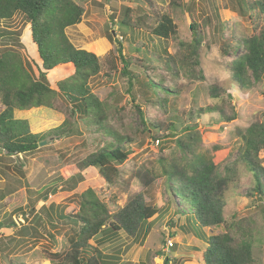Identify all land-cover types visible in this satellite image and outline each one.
<instances>
[{
	"label": "rangeland",
	"instance_id": "rangeland-1",
	"mask_svg": "<svg viewBox=\"0 0 264 264\" xmlns=\"http://www.w3.org/2000/svg\"><path fill=\"white\" fill-rule=\"evenodd\" d=\"M74 1L83 5L86 11L82 23L67 30L77 48L92 52L101 60L111 54L118 56L120 44L126 58L141 60L146 54L150 60L158 59V53L166 48L181 69V80L175 87H182L179 96L170 94L168 111L189 120L192 109L216 103L208 94L212 85L228 83L239 118L227 124L216 113L204 114L199 120L193 118L200 133L194 141L181 137L180 133L155 141L149 125V132L140 133L143 126L138 111H143L148 119L164 111L146 103L148 96L140 85L132 86L121 73L104 71L90 81L93 93L103 101L117 99L126 120L133 128H139L136 141L128 146L127 162L118 167L120 178L114 186H108L95 168L83 172L82 178L69 173L68 169L95 151L99 143L98 135H90L79 121L76 128L82 136L50 137L32 154L0 155V196H4L0 202V224L5 225L0 228V264H50L47 259L50 253L67 250L79 233L73 217L80 207L79 193L84 183L97 192L121 227L108 240H105L106 235L103 239H94L89 250L82 254L84 264L90 257H96L102 264H166L167 260L169 264H204L202 256L208 236L223 233L225 224L204 230L199 224V228L190 226L184 217L175 214L186 207L182 197L175 192L185 185L192 170H185L188 174H177L170 182L168 177L171 176L163 172L162 159L167 168L198 162L214 167L209 175L214 205L222 210L227 223L234 217H256L260 233L255 243V257L257 264H264V202L256 194H250L254 188L253 177L242 158L240 136L254 121L255 115L264 111V79L259 83L250 79L245 85H234L227 64L236 56H224L223 52L230 33L249 38L257 24L261 26L264 22L260 19L252 21L250 15H246L245 7L241 9L239 0H182L183 7L172 14L177 35L165 41L146 30L122 28L119 23L126 8L134 9L138 16L147 14L156 19L168 11L171 0H151L153 8L147 0ZM192 21L201 31L199 67L192 55ZM0 30L16 34L7 35L0 41V54L6 49L18 50L27 65L32 63L33 73L38 77L36 65L41 63L25 16L17 14L10 21H2ZM13 36L20 39L19 44ZM136 67L132 66L129 71L141 72ZM68 74L66 70L50 73V85L54 86V82ZM140 80L141 84L145 81L144 77ZM44 109L17 112L15 118L28 120L32 133L46 134L60 126L65 117ZM0 110H4L1 95ZM180 139L190 142V154L181 150ZM261 159L264 166V153ZM145 204L154 205L159 212L149 221L150 231L139 237L137 216H131L134 223L129 224L132 227L129 229L121 215L133 206L138 208ZM13 223L18 226L7 228Z\"/></svg>",
	"mask_w": 264,
	"mask_h": 264
},
{
	"label": "trees",
	"instance_id": "trees-1",
	"mask_svg": "<svg viewBox=\"0 0 264 264\" xmlns=\"http://www.w3.org/2000/svg\"><path fill=\"white\" fill-rule=\"evenodd\" d=\"M147 1L153 8V2ZM182 3V0H171L168 11L156 19L147 14L138 16L134 9L126 8L119 24L122 28L132 31L146 30L152 36L170 40L177 35V26L172 14L183 7ZM239 4L241 9L245 7V13L250 15L252 21L260 19L264 22V0H239ZM17 14L24 15L30 24L32 43L36 47L41 64H35L39 71V76L35 77L32 63L28 61V66L18 50L6 49L0 54V95L4 106V110H0L2 156L19 157L32 154L50 137L82 136L80 129L76 128L79 121L86 126L90 135H98L99 143L95 151L70 167L69 173L82 178L83 172L95 168L106 185L114 186L120 178L118 167L127 162L130 153L128 146L136 141L139 128H133L126 120L117 99L103 101L93 93L90 81L104 71H107V74L121 73L128 78L132 86L137 83L148 96L146 103L158 106L164 111L163 114L149 119L143 111H138L143 126L140 133L152 129L155 141L175 133H180L181 137L190 142L194 141L200 133L199 125L193 122V118L199 120L204 114L216 113L221 121L227 124H232L239 118L228 83L212 85L208 94L216 103L206 108L192 109L189 120L179 117L172 110L168 111L172 99L170 94L179 96L182 87H175V83L181 80V69L176 58L166 48L158 53V59L152 60L148 58V54L144 60L126 58L120 43L118 56L111 54L105 60H101L92 52L77 48L69 38L67 30L80 25L86 11L83 5L74 0H0V23L12 20ZM191 30L194 33L192 55L195 65L199 67L201 31L194 21L191 23ZM7 35L12 37L16 34L0 30V41ZM109 36L112 38V34ZM14 41L20 43L18 37H14ZM141 47H138V51ZM239 51L243 52L239 54ZM223 52L224 56H236L227 64L234 85H245L250 79L255 83L261 82L264 79V24H257L249 38L230 33ZM132 66H137L141 72H130ZM60 70H66L69 74L54 82V86L50 85L48 75ZM141 77L145 80L142 84ZM166 85L169 87L165 88ZM150 95L155 98L152 99ZM44 108L65 117L60 126L46 134L32 133L28 120L15 118L17 112H40L45 110ZM240 136L243 143L242 158L253 177L254 188L250 194H256L264 202V166L261 159L264 153V111L255 115L254 121ZM190 142L186 143L182 139L178 141L181 150L186 154H190L192 150ZM164 160L161 162L163 172L171 176L168 177L170 182L177 174H188L185 170H192V175L188 177L185 185L176 192L174 190L186 204V207L175 214L184 217L190 226L199 228L201 225L204 230L225 224L223 233L208 236L207 247L202 256L204 264H257L254 249L260 233L258 220L255 216H247L241 219L234 217L229 223L225 221L222 210L214 205L212 199L213 187L210 186L209 175L214 171V167L198 162L176 164L167 168ZM2 199L4 196L1 195L0 202ZM79 199L80 207L73 217L79 226L77 238L64 252L50 253L47 257L50 264H84L82 254L89 250L94 239H103V235H106L105 240H108L121 230L118 222L113 220L114 215L109 207L87 183L83 184ZM158 212L159 209L154 205L145 204L125 210L121 218L127 222L128 228L132 229L129 225L134 223L131 216H137L138 235L141 237L150 231L149 221ZM3 226L5 225L0 224V228ZM17 226L13 223V226L7 228ZM86 261L87 264H102L96 257H90ZM166 264H169V260Z\"/></svg>",
	"mask_w": 264,
	"mask_h": 264
},
{
	"label": "built area",
	"instance_id": "built-area-1",
	"mask_svg": "<svg viewBox=\"0 0 264 264\" xmlns=\"http://www.w3.org/2000/svg\"><path fill=\"white\" fill-rule=\"evenodd\" d=\"M171 246H172V243H171ZM171 248H169V251H170ZM167 258V257H166Z\"/></svg>",
	"mask_w": 264,
	"mask_h": 264
}]
</instances>
